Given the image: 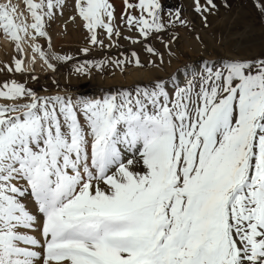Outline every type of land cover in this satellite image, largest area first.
Masks as SVG:
<instances>
[{"label": "snow or ice", "instance_id": "6c2138e0", "mask_svg": "<svg viewBox=\"0 0 264 264\" xmlns=\"http://www.w3.org/2000/svg\"><path fill=\"white\" fill-rule=\"evenodd\" d=\"M252 3L264 24V0ZM65 6L0 2L15 50L0 66V264H264V53L203 59L102 96L40 94L15 77L37 81V60L52 72L74 60L52 51L47 31ZM73 8L87 33L80 53L122 39L149 57L133 48L75 64L89 80L113 66L162 71L176 57L170 30L195 31L183 7L165 12L161 0H122L118 20L110 0ZM186 10L207 28L219 7L190 0Z\"/></svg>", "mask_w": 264, "mask_h": 264}, {"label": "rangeland", "instance_id": "374dc122", "mask_svg": "<svg viewBox=\"0 0 264 264\" xmlns=\"http://www.w3.org/2000/svg\"><path fill=\"white\" fill-rule=\"evenodd\" d=\"M17 1L18 0H12V2L15 4H18ZM0 2H4V0H0ZM110 2L112 3V0H110ZM115 2H118L119 5L122 6V0H114V4H113L115 8V15L118 20L122 10L121 11L119 10ZM161 2L164 5L165 12H167L168 9L175 10L177 7H183L185 9L184 15L189 16V19L193 21V25L195 28V31H189L188 29L180 28L179 26H176V28L170 30L179 33V38L173 45V51L176 53V57L174 58V60L180 66L179 68H182L186 64L199 66V64L202 63L203 59L216 61L212 57L211 58L201 57L200 52L195 51L197 48L195 50H192L194 49V46L192 47L191 50L190 49L182 50L181 48L184 41H186V38L187 39L189 38L193 42L195 36L198 34L197 23L200 22V19L199 17L194 16L193 14H191L186 10L187 6L190 4V0H161ZM227 2L231 5L230 8L223 7V0H216V3L219 7V11L216 13V18H218V20L213 25H210V23H208V27L206 28V30H209L210 28H214V29L212 31L211 30L208 31L207 38L214 39V41L216 42L218 41L217 42L218 44H220L222 41L223 42L222 46L227 40L232 41L234 44L236 42L242 43L241 41L243 40H246V42L247 40H250V42L252 43L249 42L247 46H240V44H238L233 48L232 46L230 47L228 46L229 49L221 50L218 52L219 53L218 56L220 57L217 60H220L222 58H227L229 57V55L230 56L239 55L241 57H253L264 53V24L261 23L259 14L256 11V9L253 7L252 0H227ZM73 3L74 0H66V6L64 8L63 14L57 15L56 19L49 22L47 31L49 33V36L51 37L52 51H55L60 55H64V54L72 55L74 57V60L69 61L67 63L58 64L55 72L46 71L43 67H40L43 70H38V66L35 65L34 68L30 69V72L34 73L38 77L37 81H32L28 73H26L24 76H20L19 74H17L15 78L21 81L27 80L28 85L34 88L40 94H44L46 89L49 93H53V94L58 91H68L72 93H80L86 95L84 92V87H85V88H90L89 90L92 91L100 90V94L95 96H102L103 94L106 93L107 90L131 88L134 87L136 84H141V85L146 84L145 82L140 81L139 83H135L127 86L126 84L124 85V83L114 82V80L118 76L119 78L121 77L125 78L126 75L128 74V71L134 68H126L124 73H121L120 70L118 68H115L114 66L105 67V70L103 72H99L95 69H92L91 70L92 78L90 80L86 77H77L72 74L73 66L77 63L83 62L84 60H102L107 57H111L115 59L120 56L121 52H123L125 55H128L130 49L133 48L139 53L142 62L144 59L143 57L145 58L147 57L146 59L149 58L148 54H146L143 51L140 45L131 46L129 42L124 41L122 39L119 41L121 45L120 48L102 49L96 47V48H91L90 52L87 55L80 53L79 49L81 47L87 46V40H86L87 33L81 27V22L79 21V19H77L75 23H73L69 19V17L72 16L74 12ZM241 6L244 7L243 11L245 10L247 11L245 12L248 14V16L245 18H243L244 16L239 13L240 12L239 7ZM19 7L23 8V3H21ZM210 16H212L214 20L216 19L214 15H210ZM219 19L221 20V22H219L220 21ZM243 19L244 20L247 19L249 21L244 22ZM249 24L255 27L256 29L255 31L257 32V33L255 32L256 35H252L248 30H246V25ZM182 32H184V35H182L183 34ZM168 35L169 33H165L162 38L167 39ZM3 37L4 35L2 34V32H0V40ZM195 41L198 43L196 39ZM104 42L105 44L108 43L106 38ZM38 43H40L46 51L48 50V43L46 40L38 39ZM149 43L153 47L159 49L160 51H164L159 41L152 39L149 41ZM261 43L263 44L262 46ZM24 47H25V64L27 65V53L28 50L30 52V49L28 45H24ZM9 52L11 53L9 54ZM9 52L8 51L6 53L4 52L3 58H0V66H2L4 63L11 62L12 57L15 55V50L13 45L12 48L9 50ZM209 54L210 53H208V55ZM196 55L200 57H197L198 59L193 58V56ZM145 69H151V68L146 67ZM162 71L164 72L163 75L157 77L166 78L169 74L174 73V71L172 73H169L168 71L166 72L165 65ZM176 74L179 76H183L184 78V74L182 72ZM5 75H6L5 73H0V79L5 78ZM53 81H56V83H53Z\"/></svg>", "mask_w": 264, "mask_h": 264}, {"label": "bare ground", "instance_id": "6f19581e", "mask_svg": "<svg viewBox=\"0 0 264 264\" xmlns=\"http://www.w3.org/2000/svg\"><path fill=\"white\" fill-rule=\"evenodd\" d=\"M23 0H18L17 3L20 4L23 3L22 2ZM116 3V6L119 8V10L121 11L122 10V6L119 5L118 2H115ZM17 4V5H18ZM112 4H114V0H112ZM244 7L241 6L239 7V10H240V14H242L245 18L248 16V14L243 11ZM241 15V17H242ZM214 17L216 18V14L214 15ZM249 18V17H248ZM214 18L212 16H209L208 18V23H210V25H213L215 22H217L218 18H216L214 21ZM220 20V19H219ZM243 21H249L247 19H243ZM221 22V20L219 21ZM75 28V27H74ZM214 28H210L209 30H206V28L202 27L201 23L198 22L197 23V32L199 34V36L201 37V40L203 41V45H201L200 42H196L195 39L193 40V42L188 38H186V41H184L183 45H182V50H186V49H192V47L194 46V49L192 50H196L197 52H200V56L203 57V58H206V57H212L214 58V60H217L220 56L219 55V51L221 50H227L229 49L228 46H232L235 47L237 46L238 44H240V46H247L248 43L250 42V40H243L241 41L242 43H238L236 42L235 44L232 42V41H226L224 43V45L222 46L223 42L221 41L220 44H218L216 41H214V39H208L207 38V33L208 31H212ZM246 30H248L252 35H256V29L254 26H251L250 24L249 25H246ZM257 30H260V29H257ZM262 30V29H261ZM256 32V33H255ZM184 35V32H182ZM241 37V36H240ZM258 37V35H257ZM182 39H183V36H182ZM188 42V43H187ZM196 42V43H194ZM245 42V43H244ZM187 43V44H186ZM252 43V42H250ZM258 43V42H257ZM260 45V44H258ZM263 44L261 43V46ZM12 48V44L5 38L3 37L1 40H0V58H3V55H4V52L6 53L7 51L9 52V50ZM28 50V49H27ZM11 52H9L10 54ZM208 53H210L208 55ZM228 53V52H227ZM30 56V52L28 50V53H27V57ZM198 55L196 56H193V58H197V57H200ZM228 56V55H227ZM233 55H229V57H232ZM143 62H146L147 61V57H143ZM198 59V58H197ZM35 65L38 66V70H43L42 68V65H41V62L38 60V63H36ZM165 66H166V72L168 71L169 73H172L173 71L175 72L176 68L178 69L180 66L178 65L177 62H175V60L173 59L171 64H169L167 62V57H165ZM163 71H160V70H155V69H143V70H136V69H130L128 71V74L126 75L125 78H119V76L114 80V82H117V83H124V85L126 84L127 86L131 85V84H135V83H139L140 81L141 82H145L147 83L148 80L152 77H157V76H162L163 75ZM165 76V75H164ZM180 79L182 80L183 79V76H180ZM110 84V83H109ZM90 88H85L84 87V92L86 95H89V96H95V95H99L100 94V90H89Z\"/></svg>", "mask_w": 264, "mask_h": 264}]
</instances>
